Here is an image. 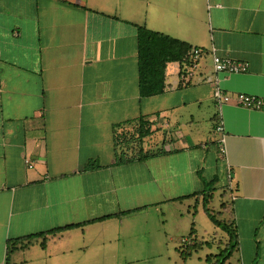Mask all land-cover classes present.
<instances>
[{"label": "crops", "instance_id": "1", "mask_svg": "<svg viewBox=\"0 0 264 264\" xmlns=\"http://www.w3.org/2000/svg\"><path fill=\"white\" fill-rule=\"evenodd\" d=\"M136 27L200 49L194 76L168 63L163 94L140 98ZM213 55L248 70L216 74ZM217 87L264 103V0H0V264H213L228 238L193 221L210 182L238 237L226 264H264V106H217ZM139 118L164 154L116 165ZM186 238L203 257L183 262Z\"/></svg>", "mask_w": 264, "mask_h": 264}, {"label": "trees", "instance_id": "2", "mask_svg": "<svg viewBox=\"0 0 264 264\" xmlns=\"http://www.w3.org/2000/svg\"><path fill=\"white\" fill-rule=\"evenodd\" d=\"M136 30L139 97L150 98L161 95L164 92V73L166 65L168 63L187 62L189 54L193 48L182 41L173 39L161 33L149 31L144 27H136ZM131 126L132 128H130L128 131H122L121 133L119 132L115 134L113 141L114 146L120 148L123 147V151H127L131 146L135 147L136 151L131 150L130 154L122 152V154L118 155L116 158V165L125 164L132 161L144 162L149 158L164 154L162 151L149 153L144 152L142 149L144 139L152 134V125L149 121L139 118ZM212 185L213 182L204 183V190L201 194L202 210L212 225L220 229L228 238L224 248L220 250L218 255L213 256V264H226L232 253L238 247V237L233 224L219 219L218 214L209 208V204L212 199ZM191 197H193V195L186 196L178 200ZM128 213L131 212H123L116 217L121 218ZM105 219L107 218H103L102 220ZM65 229L69 228H61L46 233L28 236L19 240H13L12 242L8 243L7 258H9L10 253L17 247V245H20L23 248L24 246L31 244V242L35 239H42L40 246L44 247L46 237L54 236ZM192 234L193 228H191L188 237H192ZM24 242L26 244H24ZM199 246L200 245L194 241L192 246H188L185 250H183L181 253L183 262L190 256L191 253L195 252ZM211 259L212 258L208 257L206 261L211 262Z\"/></svg>", "mask_w": 264, "mask_h": 264}, {"label": "built area", "instance_id": "3", "mask_svg": "<svg viewBox=\"0 0 264 264\" xmlns=\"http://www.w3.org/2000/svg\"><path fill=\"white\" fill-rule=\"evenodd\" d=\"M202 55V51L198 48H193L191 53L189 54V58L187 62H183L184 66V74L182 75V80L191 79L196 70L198 69V63L200 57ZM213 71L216 74H242L246 73L248 70V64L242 62H235L228 58H221L216 55L212 57ZM213 100L217 106H221L223 104L233 103L236 106L243 107L249 110H260L263 108L264 103L263 100L254 96H248L244 94H236L233 97L225 94L220 88H216L213 92ZM215 132L218 134H223V126L220 121L215 126ZM219 152L221 155L226 153L224 147V137L219 141ZM27 163V162H26ZM32 166H28L31 168ZM194 241L190 238L182 239L181 244L182 247L192 246Z\"/></svg>", "mask_w": 264, "mask_h": 264}, {"label": "rangeland", "instance_id": "4", "mask_svg": "<svg viewBox=\"0 0 264 264\" xmlns=\"http://www.w3.org/2000/svg\"><path fill=\"white\" fill-rule=\"evenodd\" d=\"M158 139H162V137H160V136L154 137V138H152V141L151 142L158 141ZM131 150L136 151L135 147H132L131 146L128 149V152H129L128 154L131 153ZM221 183H223V180H222ZM219 198H220L219 196H215L214 197V200L212 202V205H211V207L216 211L215 213H217V211H219V203H220V201H218ZM227 200H228V198L225 197L224 198V201H227ZM193 221H194V227L197 230L198 235L201 236V237H203V239H205V241H210V242L212 241V242H214L213 239H212L214 237L213 236L214 234H217V240L216 241H218V240L224 241L225 240V238H226L225 234L220 229L215 228L210 223V221L207 219V217L203 213H201V211H199L197 217L194 216ZM186 234H184V235H186ZM179 239H180V236L178 237L177 242L179 241ZM206 249L207 248H204L201 251L199 250L198 252L193 253L192 258L196 260L197 257H203V252L204 251L206 252ZM211 251L213 253H215L217 251L215 245H213V248L211 249ZM233 257H235V255ZM235 260L236 259L234 258V259H232L231 262L234 264L235 263ZM177 263H180L179 262V259L177 260Z\"/></svg>", "mask_w": 264, "mask_h": 264}]
</instances>
